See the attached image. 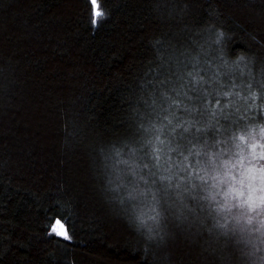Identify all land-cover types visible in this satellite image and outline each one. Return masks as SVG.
<instances>
[{"label": "trees", "instance_id": "16d2710c", "mask_svg": "<svg viewBox=\"0 0 264 264\" xmlns=\"http://www.w3.org/2000/svg\"><path fill=\"white\" fill-rule=\"evenodd\" d=\"M0 264H264V0H0Z\"/></svg>", "mask_w": 264, "mask_h": 264}, {"label": "rangeland", "instance_id": "374dc122", "mask_svg": "<svg viewBox=\"0 0 264 264\" xmlns=\"http://www.w3.org/2000/svg\"><path fill=\"white\" fill-rule=\"evenodd\" d=\"M101 15L98 17L100 18ZM54 231H56L58 234L60 235H63V236H66L67 235V231H66V228L64 227V225L60 222H57L55 225H54V228H53ZM61 233H64V234H61Z\"/></svg>", "mask_w": 264, "mask_h": 264}, {"label": "snow or ice", "instance_id": "6c2138e0", "mask_svg": "<svg viewBox=\"0 0 264 264\" xmlns=\"http://www.w3.org/2000/svg\"><path fill=\"white\" fill-rule=\"evenodd\" d=\"M102 13H99V12H97V15H101ZM61 234H64V233H61Z\"/></svg>", "mask_w": 264, "mask_h": 264}]
</instances>
